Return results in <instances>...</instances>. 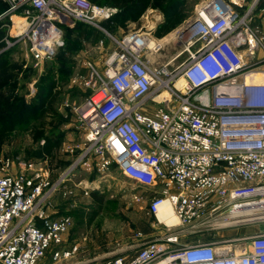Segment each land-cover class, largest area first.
I'll list each match as a JSON object with an SVG mask.
<instances>
[{
    "label": "built area",
    "instance_id": "1",
    "mask_svg": "<svg viewBox=\"0 0 264 264\" xmlns=\"http://www.w3.org/2000/svg\"><path fill=\"white\" fill-rule=\"evenodd\" d=\"M0 3V55L23 46L27 59L40 62L64 46L66 27L84 22L105 30L102 22L118 12L92 0ZM260 3L202 0L177 28L184 47L173 60L185 58L173 71L170 62L148 58L162 39L150 46L152 38L139 31L116 40L101 72L89 63L90 76L77 81L90 94L75 107L82 138L66 145L68 166L53 176L36 158L0 153V264H264ZM112 168L149 193L146 214L164 230L126 254L75 262L81 241L67 235L77 189L90 196ZM81 171L95 177L81 178ZM166 203L176 223L159 217ZM234 229L244 231L224 234ZM180 235L195 239L179 244Z\"/></svg>",
    "mask_w": 264,
    "mask_h": 264
},
{
    "label": "rangeland",
    "instance_id": "2",
    "mask_svg": "<svg viewBox=\"0 0 264 264\" xmlns=\"http://www.w3.org/2000/svg\"><path fill=\"white\" fill-rule=\"evenodd\" d=\"M92 1L102 5H110L111 3V0ZM151 1L152 4L157 3L161 6L154 7L151 5L137 20H128L126 27L114 25L107 29L102 24L105 28L102 30L84 22H82L81 27L75 26L68 44L58 58L54 57L42 62L27 59L23 46L8 52L10 61L0 67V153L19 157L21 160L36 158L50 170L53 176L65 169L71 160V155L67 152L66 145L68 142L62 141L51 153H44L42 156L37 154L38 151L36 150L41 145H45L43 138L47 131L43 133V123L45 120L49 124L53 121L57 123L54 118L58 119L62 109L64 113H67V119L71 125L69 137H72L73 140L69 143L77 142L75 139L82 135L77 128L75 107L83 103L90 94V90L77 81L81 77L90 76L92 69L89 63L101 72L104 69L106 57L118 46L116 40L123 39L129 32L139 31V33L145 34L157 42L167 36V41L159 50L148 53V58L153 64L163 65L170 62L168 70L173 71L184 60L185 55L173 60L175 55L184 47V41L180 40L176 34L179 26L163 37H158L155 34L164 18L165 9L167 6L172 7L169 3L170 0ZM201 1L186 0L185 10L189 12V17L194 14L196 6ZM260 4L264 8V0H261ZM258 15H260L259 21H261L264 14L261 15L260 10H257ZM101 39H104V44H100ZM45 77L51 80L52 89L46 95H40L42 88L39 85L43 83ZM21 101L35 107L31 116L28 113L30 107L19 108V105H22L19 104ZM43 102H45L44 108L47 109V113L51 115L45 117V120H39L41 113L40 110L36 109ZM13 107H18V109L13 110ZM79 175L81 178L87 179L95 177V175L84 171H81ZM99 178V187L95 188L90 196H85L81 188L77 189L79 214L83 211L88 212L90 205L94 202L93 192L102 195L104 203L92 221L88 215L80 216L74 213V223L67 239L81 241L82 250L74 259L75 262L102 260L120 253L131 244L135 245L130 250L132 251L143 243L152 240L156 233H161L164 230L162 224L153 227L154 219L146 214L145 208L148 204L149 193L123 176L116 168H112L107 177ZM136 192L146 196L145 202L133 201L132 194ZM261 227H264V223L261 224ZM249 229L256 230L257 228ZM243 231L244 229H234L226 231L224 234L233 236ZM135 232H141L144 236L140 239H134L133 233ZM208 235H205L204 238L211 237ZM194 239L188 235H180L178 243L183 244ZM128 251L124 250L120 255L126 254Z\"/></svg>",
    "mask_w": 264,
    "mask_h": 264
},
{
    "label": "trees",
    "instance_id": "3",
    "mask_svg": "<svg viewBox=\"0 0 264 264\" xmlns=\"http://www.w3.org/2000/svg\"><path fill=\"white\" fill-rule=\"evenodd\" d=\"M151 2H152L151 0H111L110 5H108V6H113V7L118 8V12L112 19L105 20L102 22V24L107 29H110L114 25L120 26V27H126L128 20H133V21L137 20L141 16V14H143L144 11H146V9L149 8L151 5L154 7L161 6L157 3L152 4ZM185 2H186V0H176V1L170 0L169 1L170 5H172V7L167 6V9H165L164 18H163L162 22L160 23L158 29L155 32L156 36H158V37L165 36L169 32L176 29L186 19L189 18V12H187V10H185ZM100 5H102V4H100ZM5 7H6L5 4L0 3V10L4 9ZM82 25H83L82 22H78V23H76L75 26L81 27ZM74 27H66L65 28V31H64L65 32L64 33L65 34V44H64V46H62L59 49L55 58H58L60 53H62L64 51L66 45L69 42V37L71 35V32L75 30ZM3 34H4V31H0V37ZM0 46H1V44H0ZM8 52L9 51H6L0 55V67H2L4 65V63H7L10 61V59H8ZM51 83L52 82H51V80H49L48 77L43 78V83L39 85L40 88H42L41 89L42 93H40V95H46L48 92L51 91V89H52ZM44 103L45 102H43L42 105H40L36 109V110H40V113H41V117L39 120L44 119L48 115H51L50 113H47V109L44 108V105H45ZM19 104H22V105H19L20 109L21 108L26 109V108L30 107V110L28 111V113L30 116L33 114L32 110L35 109V107H32L33 105L30 106L27 103H24L23 101H21V103H19ZM35 106H36V104H35ZM12 109L13 110L18 109V107H13ZM58 116H59L58 119L54 118L55 121L57 120V123H54V121H53L51 124H49L45 119H44L45 120L44 123L42 122L43 123V130L42 131H43V133L46 131L47 132L44 134V138H43L45 140V145H43V146L41 145V147H39L36 150V151H38L37 154H40V156H42L44 153H51L52 151L55 150V148H57L60 145V143H62L63 136L65 134L64 131L61 129V126L64 123V117L60 114ZM70 162H71V160L69 161V163ZM93 199H94V202L92 203V205H90L87 213L83 211V213L79 214V212H80L79 208L74 209L73 213H75L76 215H80V216L88 215L90 217L89 218L90 221H92L100 212V209L102 208L103 203H104V197L102 195H98V194L93 192Z\"/></svg>",
    "mask_w": 264,
    "mask_h": 264
},
{
    "label": "crops",
    "instance_id": "4",
    "mask_svg": "<svg viewBox=\"0 0 264 264\" xmlns=\"http://www.w3.org/2000/svg\"><path fill=\"white\" fill-rule=\"evenodd\" d=\"M264 14V8H263V10H262V12H261V15H263ZM263 17V16H262ZM263 20H264V18L262 19V23H263ZM61 115L64 117V123L62 124V126H61V129L64 131V136H63V140L62 141H66V142H70V141H72L73 140V138L72 137H69V135H70V133H71V125L69 124V121H68V119H67V113L65 112H63V110L61 109ZM78 136V135H77ZM81 138H82V136H78L77 137V139H75V140H77V141H80L81 140ZM173 218H174V216H173ZM171 223H175V218H174V221H172ZM124 250H122L120 253H122Z\"/></svg>",
    "mask_w": 264,
    "mask_h": 264
},
{
    "label": "bare ground",
    "instance_id": "5",
    "mask_svg": "<svg viewBox=\"0 0 264 264\" xmlns=\"http://www.w3.org/2000/svg\"><path fill=\"white\" fill-rule=\"evenodd\" d=\"M167 39L168 38L162 40L160 43L164 44V42L167 41ZM149 41H150L149 45L152 46L154 44V41L152 39H150ZM179 84H181V83H179ZM173 216H174V214H173L172 208L168 203H166L165 205H163L161 207L160 212H159V217L162 220H165L168 223H171L173 221V219L175 218V216H174V218H173ZM175 223H176V218H175Z\"/></svg>",
    "mask_w": 264,
    "mask_h": 264
},
{
    "label": "water",
    "instance_id": "6",
    "mask_svg": "<svg viewBox=\"0 0 264 264\" xmlns=\"http://www.w3.org/2000/svg\"><path fill=\"white\" fill-rule=\"evenodd\" d=\"M196 21H193L192 23H190L185 29L189 28L190 26H192ZM184 29V30H185ZM139 248V247H138ZM121 253H117L116 255H113V256H110V257H114V256H118L120 255Z\"/></svg>",
    "mask_w": 264,
    "mask_h": 264
}]
</instances>
